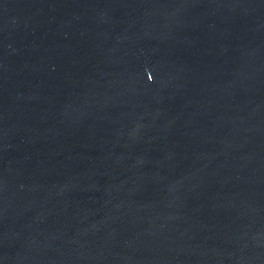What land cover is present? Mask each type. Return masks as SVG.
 <instances>
[{"label": "water", "instance_id": "water-1", "mask_svg": "<svg viewBox=\"0 0 264 264\" xmlns=\"http://www.w3.org/2000/svg\"><path fill=\"white\" fill-rule=\"evenodd\" d=\"M0 264H264V0H0Z\"/></svg>", "mask_w": 264, "mask_h": 264}]
</instances>
